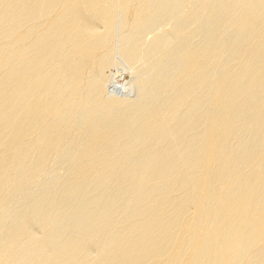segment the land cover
Instances as JSON below:
<instances>
[{
	"label": "bare ground",
	"instance_id": "obj_1",
	"mask_svg": "<svg viewBox=\"0 0 264 264\" xmlns=\"http://www.w3.org/2000/svg\"><path fill=\"white\" fill-rule=\"evenodd\" d=\"M0 264H264V0H0Z\"/></svg>",
	"mask_w": 264,
	"mask_h": 264
},
{
	"label": "rangeland",
	"instance_id": "obj_2",
	"mask_svg": "<svg viewBox=\"0 0 264 264\" xmlns=\"http://www.w3.org/2000/svg\"><path fill=\"white\" fill-rule=\"evenodd\" d=\"M118 69H120V70H117L116 68H113V70H111V72H112V74L114 75V81H115V85H116V88L114 89V90H115L114 92L116 93V91H117L118 96L121 97V96L125 95V93H124V92H125V91H124L125 89L122 88V86H123V83L126 82L125 80H128V78H129L128 74H129V73H128L127 70H124V69L122 70L121 68H118ZM121 70H122L123 72H122ZM115 71H116V73H117V71H118L119 73L116 74ZM125 71L127 72V74H126ZM121 73H122V74H121ZM124 73H125V74H124ZM123 74H124V75H123ZM116 75H117V77H116ZM119 75H120V77H118ZM121 75H123V76H121ZM124 76H125V77H124ZM115 77H116V78H115ZM123 77H124V78H123ZM118 78H119V81H118ZM120 78H121V79L123 78V79L120 80ZM117 81H118V82H117ZM116 82H117V83H116ZM118 85H119V86L122 85L121 87H119V90H118V87H117ZM120 88H121V89H120ZM123 89H124V90H123ZM117 93H116V94H117Z\"/></svg>",
	"mask_w": 264,
	"mask_h": 264
}]
</instances>
